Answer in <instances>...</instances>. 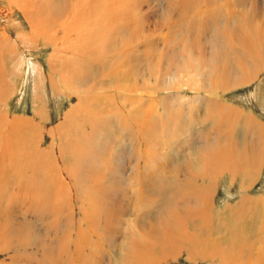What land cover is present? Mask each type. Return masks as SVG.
Returning a JSON list of instances; mask_svg holds the SVG:
<instances>
[{
	"label": "bare ground",
	"instance_id": "6f19581e",
	"mask_svg": "<svg viewBox=\"0 0 264 264\" xmlns=\"http://www.w3.org/2000/svg\"><path fill=\"white\" fill-rule=\"evenodd\" d=\"M0 20V264H264V124L214 97L264 71V0H0ZM47 97L71 102L54 124ZM225 175L241 194L216 210Z\"/></svg>",
	"mask_w": 264,
	"mask_h": 264
},
{
	"label": "rangeland",
	"instance_id": "374dc122",
	"mask_svg": "<svg viewBox=\"0 0 264 264\" xmlns=\"http://www.w3.org/2000/svg\"><path fill=\"white\" fill-rule=\"evenodd\" d=\"M15 20L18 21L17 15L15 16ZM0 22H2V21L0 20ZM11 34L10 35L13 37L14 33H11ZM8 50H9V47H8ZM49 50H50L49 48H43L42 50L37 51V53L35 51L31 54V58L34 61H38V62L42 63L44 68L47 69V55H48ZM20 51L21 50L16 51L15 54L12 56V58L20 57L21 56ZM8 56H10V55H8ZM16 56H18V57H16ZM23 57H25L26 60H31V58L28 54L23 55ZM15 69H16V67L14 66V70ZM263 72H262V74H260V76L257 80L251 81L250 83L243 85L244 87L239 86V87H236L234 89H231L230 91H226L227 93L223 92L221 94H217V96H215L216 95L215 94L214 95L215 99L220 100V102H222L224 104L226 103L225 105H227V106L228 105L233 106V107H236V108L241 109V110L245 109L248 111V112L247 111L246 112L250 115L253 112L252 117L255 118L256 121L260 122L261 124H264V96H263L264 95V73ZM19 81L17 83L19 85L18 86L19 92L14 97L12 102L10 103V111L12 113L20 114V115H25V114L31 115L32 110L37 108L38 105L41 103H39L38 96L35 93L37 91H34L32 81H31V73H30L29 68L27 69V66L25 67V73L23 72L22 77ZM252 93H254V95ZM222 94H223V96H222ZM251 96L253 97V99ZM46 101L45 102L47 103L46 105H47V111H48L47 113H49L51 116V121H52V122L50 121L51 124H54L59 117L58 115L63 113L65 110H67L69 105L71 104L70 101H68L67 99H65L63 97H61V98L57 97V99H52L51 97L50 98L47 97ZM35 103L36 104L39 103V104L36 105ZM249 110H250V113H249ZM197 130H195V131L198 132ZM240 130L241 129L238 126H237L236 130H233L232 141H234V142L236 141L235 144L237 143V141H239L238 138H241L243 136V133H241L242 130L241 131ZM118 151L121 154H120V157H119L118 162L116 164L118 167H116V168H117V170L119 169V171H122L120 169H123L125 167L126 163L129 162L128 158H130V157L127 155H124V152H122L123 151L122 147H120L117 150V152ZM117 170H114L113 177L110 178V180L107 182L108 184H112L115 182V180L118 181L120 179L116 176ZM259 173H260L259 174L260 176L258 175L259 177H257L256 180L251 185H247V187H246V188H249V190L246 192V194L251 199L264 197V163H263L262 168H261ZM114 177H116V179ZM224 177H223L224 179L217 181L216 188L214 191L215 209L216 210H221V208H222L221 206H223L224 203L229 204L230 206H234V204L238 201L239 196L241 194V193H239L240 188L238 187V184H239V182L242 181V178L240 176H239V178L237 177L236 180L237 179L238 180L235 181L234 184H232L230 186V181L227 179L229 176L225 175ZM250 209L251 210L249 211V214H251L250 212L252 211L253 207H251ZM245 214H246V216H244V219H245L244 222H247L249 224L248 226H246V224H244V225L242 224L244 230L246 231V234L244 235V238L246 237L245 240L253 242V241H256V238H258L260 236V238H258L259 242L261 241V238H262V241H264V235L260 234L257 237L258 234H257L254 226H252L253 223H251L250 220L248 219L249 218L247 215L248 212ZM258 214H259L258 212L255 214V217H256L255 219H257V220L260 219V216H258L259 218H257ZM248 239H250V240H248ZM181 260L179 259V262H180V264H183V256L181 257Z\"/></svg>",
	"mask_w": 264,
	"mask_h": 264
}]
</instances>
